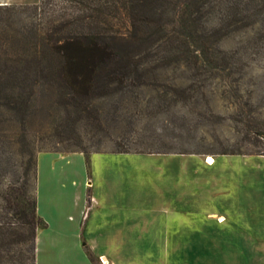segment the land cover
<instances>
[{"label": "trees", "instance_id": "16d2710c", "mask_svg": "<svg viewBox=\"0 0 264 264\" xmlns=\"http://www.w3.org/2000/svg\"><path fill=\"white\" fill-rule=\"evenodd\" d=\"M55 1L52 12L48 6L52 0H39L24 9L0 5V90L34 93L35 87H44L53 99L47 117L56 124L58 142L86 156L102 152L105 140L113 142L109 152L194 153L161 139L167 131L160 134L150 126L158 116L176 114L178 104L205 99L203 74L241 78L242 67H236L234 54L219 47L220 41L264 10V0ZM24 12L29 15L23 16ZM17 21L22 25L15 27ZM177 71L187 75L178 81ZM230 84L226 80L223 95L235 101L238 86ZM146 92H150L147 99ZM29 98L27 94L16 99L14 110L29 115ZM199 108L190 114L204 122L207 109ZM243 115L232 120L249 123L251 113ZM144 119L151 124L140 130L138 124ZM167 122L172 129L189 130V125ZM83 126L90 135L88 143ZM118 127L120 133H112ZM251 132L264 136L263 130ZM255 140L247 139L252 147L219 153H260ZM35 173L36 159L34 181ZM10 190L8 195L0 192L4 199L0 203V264L14 259L18 264L28 260L35 264L36 230L45 226L36 212L35 185L33 193L26 182Z\"/></svg>", "mask_w": 264, "mask_h": 264}, {"label": "rangeland", "instance_id": "374dc122", "mask_svg": "<svg viewBox=\"0 0 264 264\" xmlns=\"http://www.w3.org/2000/svg\"><path fill=\"white\" fill-rule=\"evenodd\" d=\"M55 2L52 0L48 4L50 12L56 7ZM38 3L39 0H0L2 7L23 6V9ZM57 9L53 13H57ZM27 15L24 12L23 16ZM40 19L39 14L36 20ZM25 21L31 23V19L26 18ZM20 24L17 21L14 26ZM11 44L8 41L7 46ZM219 47L235 55L236 67H242L241 78H237V74L229 80L216 75L212 78L207 77L209 73H205L201 82L206 86L205 99L199 97L200 102L178 104L174 108L176 114L166 116L168 120L158 116L151 126L150 122L145 123L148 122L146 119L138 124L140 130L146 125L160 134L166 130L167 134L163 132L161 139L194 151L176 154L198 155L202 157L203 164L199 158L181 159L165 155L173 153L108 154L105 152L114 146L111 140H105L102 152H91L87 156L80 152L85 162L83 169L78 162L70 167L72 171L68 169L70 180L68 182L67 179L63 186L69 187L71 195L77 190L73 178L78 180L82 174L86 175V179L89 178L87 181L92 182L89 186L91 191L109 195L108 203L98 208L103 211V214H99L100 222L101 227L109 225L110 228L111 224L123 221L124 234L129 242L128 246L123 247L125 260L121 264H264L259 260L258 253L255 258L249 246L244 245L242 236L240 239L230 237L228 241L223 238L222 226L218 224L216 214L218 208L225 206L231 210L238 207L243 210L254 205L258 209L257 218L264 220V160L256 156L264 155L260 154L264 152V136H256L251 132L257 129L264 131V10L261 14L253 15L244 26L231 29L220 41ZM177 72L174 75L178 81L187 75ZM226 80L227 84L231 83V87L238 86L235 101L223 95ZM16 91L0 90V192L5 191L7 195L12 192L11 187L15 188L24 182L29 192H34V161L38 153L55 150L62 154L76 152L68 151L54 134L56 124L47 117L49 101L53 99L50 100L44 87H35L34 93L27 89L18 94ZM27 94L31 98L32 109L26 116L23 115L25 112L15 111L13 106L16 99L20 96L25 98ZM149 94L145 93L146 99ZM201 105L203 110L207 109L204 111V122L197 121V117L190 114L192 111L198 112ZM179 113L192 119H180ZM240 113H251L249 123L240 119L232 120L233 116L240 118ZM169 120L175 121L177 125H189V130L186 127L172 129L167 122ZM84 127L81 129L84 141L88 143L87 137L90 135ZM120 129L114 128L112 133H120ZM248 138L257 139L256 149L260 151L250 154L248 162H242L235 156L231 160L220 156L232 155L219 152L234 147H252ZM209 155L214 158L212 163L207 160ZM183 161L185 167H182ZM55 167L58 173L66 169L60 164ZM250 167L256 168L258 194L251 195L253 198L249 205L246 186L239 185L238 179L242 178H237V172H246ZM64 174L67 175L65 171ZM223 175L229 180V189L223 190ZM235 178L238 181L234 182ZM56 187L53 190H57ZM0 203H4L1 197ZM120 211H123V215ZM237 220L242 221V218L230 219V222ZM85 249L92 264H108L104 259L103 263L94 256L90 248ZM237 258L242 261H237ZM1 264L18 262L15 259L3 260ZM26 264H30L29 260Z\"/></svg>", "mask_w": 264, "mask_h": 264}, {"label": "crops", "instance_id": "0c3cea01", "mask_svg": "<svg viewBox=\"0 0 264 264\" xmlns=\"http://www.w3.org/2000/svg\"><path fill=\"white\" fill-rule=\"evenodd\" d=\"M105 153L117 156L126 154ZM82 155L80 152L62 154L56 151H45L38 153L36 157V212L45 222V226L36 230L35 264H92L86 247L90 248L94 256L99 257L101 262L104 259L108 264H121L125 260L123 247L128 246L129 241L124 234L123 221L120 220L115 224H111L110 228L109 225L101 227L99 214H103V211L98 208L100 205L103 206L108 203L109 195L104 196L91 191L89 186L92 182L87 181L89 178L86 179L84 174L80 175L78 180L73 178L77 190L72 192V195L69 187L63 186L67 179L68 182L70 180L67 172L68 169L72 171L70 167L74 162H78L81 169L85 167ZM165 155L181 159L199 158V161L202 158L194 154L173 153ZM220 156L228 157L230 160L232 156H235L242 162H248L250 158L248 156L251 155L232 154ZM256 156L264 160V155ZM208 157L214 159L211 155ZM209 158H207L208 162H210ZM202 161L203 159L200 162L202 163ZM182 163V167H185L184 161ZM58 164L62 165L63 168L66 166V169H61L60 173L56 172L55 166ZM225 165L223 164V166ZM64 171L67 175L64 174ZM238 176L242 178L238 179L240 180L239 185L246 186L247 204L250 205L253 198L251 195L258 194L256 190L258 188L256 168L250 167L246 172L238 170L237 178ZM238 180L235 178L234 182ZM218 184H220L219 181ZM222 185L224 186L223 190L229 189V180L225 179V175L222 176ZM234 186L236 187L235 184ZM54 187L57 190H53ZM86 187L88 188L85 189ZM251 206L243 210L240 207L234 210L227 206L218 208L217 220L218 224L222 226L221 231L225 240L228 241L230 237L240 239L242 236L244 245L249 246L255 258L258 253L259 260L261 259L264 262V220L257 218L258 209L253 207L254 205ZM120 214L123 215V211H120ZM240 217L242 221L230 222V219H240ZM237 261L242 260L237 258Z\"/></svg>", "mask_w": 264, "mask_h": 264}, {"label": "bare ground", "instance_id": "6f19581e", "mask_svg": "<svg viewBox=\"0 0 264 264\" xmlns=\"http://www.w3.org/2000/svg\"><path fill=\"white\" fill-rule=\"evenodd\" d=\"M207 158H209V157H207ZM210 159V158H209ZM210 162L212 163L213 162V159H210Z\"/></svg>", "mask_w": 264, "mask_h": 264}]
</instances>
